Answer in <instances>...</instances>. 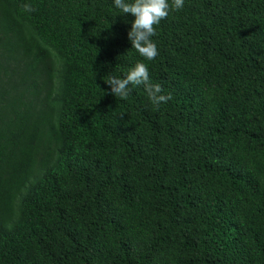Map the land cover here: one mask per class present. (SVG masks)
<instances>
[{
    "label": "trees",
    "instance_id": "16d2710c",
    "mask_svg": "<svg viewBox=\"0 0 264 264\" xmlns=\"http://www.w3.org/2000/svg\"><path fill=\"white\" fill-rule=\"evenodd\" d=\"M133 20L0 0V264H264V0H184L150 61ZM138 62L158 109L104 82Z\"/></svg>",
    "mask_w": 264,
    "mask_h": 264
},
{
    "label": "clouds",
    "instance_id": "9594fccd",
    "mask_svg": "<svg viewBox=\"0 0 264 264\" xmlns=\"http://www.w3.org/2000/svg\"><path fill=\"white\" fill-rule=\"evenodd\" d=\"M114 5L123 14H131L134 20L128 38L139 55L145 60H154L158 55L156 43L151 39L155 36L156 25L169 15L170 11H179L184 6V0H114ZM21 8L25 12H33L35 9L30 4H23ZM110 86L111 94L121 99H126L131 91V86H143L148 94L150 102L158 109L163 103L171 99V95H164L160 84H153L149 70L145 63L138 62L126 74L124 78L108 77L104 81Z\"/></svg>",
    "mask_w": 264,
    "mask_h": 264
}]
</instances>
